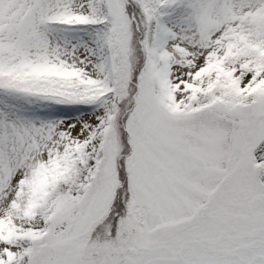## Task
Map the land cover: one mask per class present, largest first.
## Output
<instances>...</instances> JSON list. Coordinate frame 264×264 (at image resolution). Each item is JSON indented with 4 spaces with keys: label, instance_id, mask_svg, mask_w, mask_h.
<instances>
[{
    "label": "snow or ice",
    "instance_id": "obj_1",
    "mask_svg": "<svg viewBox=\"0 0 264 264\" xmlns=\"http://www.w3.org/2000/svg\"><path fill=\"white\" fill-rule=\"evenodd\" d=\"M0 264H264V0H0Z\"/></svg>",
    "mask_w": 264,
    "mask_h": 264
}]
</instances>
